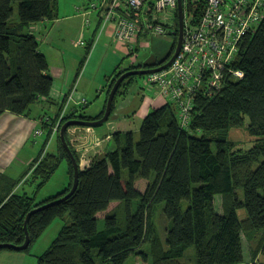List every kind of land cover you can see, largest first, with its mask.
<instances>
[{
    "label": "trees",
    "instance_id": "trees-1",
    "mask_svg": "<svg viewBox=\"0 0 264 264\" xmlns=\"http://www.w3.org/2000/svg\"><path fill=\"white\" fill-rule=\"evenodd\" d=\"M15 3L18 19L13 18ZM174 15V30L166 32L174 36L169 51L145 66L160 65L172 55L178 36L177 12ZM56 17L57 0H0V116L5 112L27 116L31 104L49 101L53 76L31 26ZM236 57L231 65L243 76L225 75L210 94L198 90L187 128L180 125L177 105L166 101L144 116L138 139L128 131L123 142L117 139L112 150L94 156L84 166L65 132L79 164L78 185L69 197L35 211L28 219L30 242L54 219H64L37 264H125L131 255L146 260L147 253L141 249L145 243L150 244L152 264H181L176 259L191 246L194 264H264V18L255 32L241 39ZM82 64L83 60L80 67ZM140 67L131 64L124 71ZM119 68L107 77L106 98L98 113L85 114L86 104L80 105V111L65 113L62 124L72 118L102 117L115 82L113 75L124 72ZM135 76L122 82L113 103L118 93L126 94L129 79ZM59 103L53 121L63 107ZM245 118L256 143L249 148L236 147L224 135ZM50 133L49 129L48 136ZM57 138V152L42 149L25 176L39 180L37 186L43 185L65 158L69 182L63 190L37 200L27 192H17L15 181L0 176V244H22L29 211L69 191L73 168ZM137 178L147 181L144 190L136 186ZM215 195L222 197V212L214 208ZM112 201L121 203L103 216L99 228V213ZM160 202L168 222L164 242L152 237L151 213ZM256 234L258 247L246 260L243 235L250 240ZM2 251L18 250L1 247Z\"/></svg>",
    "mask_w": 264,
    "mask_h": 264
},
{
    "label": "rangeland",
    "instance_id": "rangeland-1",
    "mask_svg": "<svg viewBox=\"0 0 264 264\" xmlns=\"http://www.w3.org/2000/svg\"><path fill=\"white\" fill-rule=\"evenodd\" d=\"M88 1L90 0H57V13L61 17V21L59 22V26L54 30L51 38L56 49L51 50L49 48L51 41H48L42 46L41 50L46 55L49 64L62 69L63 67L61 65L66 66V70L68 69L71 73L70 85L76 84L78 89L86 88L88 90V96L85 95V97L87 99V108L91 113L97 112L102 108L107 89L104 84H108L106 75L118 63L120 66L119 70L121 71H124V68L131 64L141 65L140 68L144 69L150 68V66L145 65L151 64L160 58L162 59L169 51L174 41V36L170 34L141 35L136 44L138 50L128 54L114 39L108 41L105 40L101 33L98 35L100 31L98 29L95 43L92 45L91 51H89L87 49L88 47L75 44L81 38V34H83L82 38L85 42L90 40L91 37L88 29L97 21L93 9H85L86 14H83L79 13L76 8L80 6L84 8ZM13 7V18L18 19V3H15ZM86 18L91 20L89 26L84 23ZM39 30L38 27L35 32L40 33ZM105 44L107 45L105 46ZM82 60L83 64L80 67ZM77 70L79 71L78 74L76 73L78 72ZM113 77L116 80L117 77L115 75ZM145 78L146 74L136 75L135 78L129 79L130 85L126 94L121 95L118 93L116 95L109 118L101 125L91 128L93 138H98L101 144L95 145L94 147L88 146L87 144L89 153H93L95 148L99 147L98 156H103L106 150H112L117 145L118 140L116 136L119 133H121L122 142L124 141L125 131L128 130H132L133 136L135 139H138L141 117L139 114L134 115L133 110L139 103H143L144 100L149 101L157 95L156 87L145 83ZM157 99L162 101L160 98ZM28 112L27 116L15 115L13 117L12 114L0 116V176L5 177L10 182L15 181L17 183L15 186L17 192H27L30 195H34L37 200H42L66 187L69 182L68 164L65 158L61 159L54 173L40 186H37L39 180L35 179L32 181V179H29V175L25 176L29 171L33 158L38 156L42 149L49 152H57V135L59 136L61 128L60 126L57 133H50L48 136L50 128L39 119L38 115L47 114L53 116L55 111L46 106L44 102L31 104L30 111ZM26 120L32 121L34 125L31 122L26 123ZM42 125H44V129ZM247 125V118L240 125H232L224 135L225 139L233 142L236 147H251L256 143V138L249 133ZM74 127L76 126L71 127L70 132H67L68 128L66 129L67 137L72 139L75 134L80 133L81 142L86 141L85 136L89 134L88 132L85 133L86 127ZM35 129H41L42 133L40 135H34ZM124 129L125 131L123 132ZM218 136L220 135L217 134ZM75 143H77V140L74 141ZM214 145L215 143L213 142ZM101 146H104V150L101 149ZM89 155L85 153L86 157L81 161L79 160L81 166H84L92 159V156ZM124 174H126V170H124ZM25 179L28 180L25 181ZM146 183L147 181L141 178H137L136 180V186L140 190L145 189ZM120 203L118 201H112L105 211L99 213V228L103 227V216ZM213 203L215 210L222 212L223 200L221 195H215ZM134 207L135 204H133ZM163 207L164 203L160 202L156 204L151 213V221L153 224L152 237H158L162 242L165 240L166 227L168 225L167 219L163 215ZM63 224L64 219H54L37 238L30 242L27 249L1 252L3 254H0V262L4 261L6 257L14 256L16 257L14 264H37L38 256L50 246ZM258 241L259 234H256L250 240L243 235V247L246 260H249L253 249L258 247ZM149 247V243H145L141 247L147 253L146 260L141 258V256L131 255L125 264H152ZM176 261L181 264H194V247L187 248L183 256L177 258Z\"/></svg>",
    "mask_w": 264,
    "mask_h": 264
},
{
    "label": "built area",
    "instance_id": "built-area-1",
    "mask_svg": "<svg viewBox=\"0 0 264 264\" xmlns=\"http://www.w3.org/2000/svg\"><path fill=\"white\" fill-rule=\"evenodd\" d=\"M181 3L183 38L180 50L167 68L146 74L145 83L155 86L159 97L177 105L180 125L187 128L198 90L210 94L221 85L225 75L243 76L231 62L237 56L241 39L255 32L263 20L264 0H181ZM178 4L179 0H98L87 9H101L102 26L112 23L114 41L127 53H133L138 50L136 44L141 35H163L174 30ZM85 23H89V18ZM84 43L82 37L75 42L77 45ZM76 93L77 85L74 84L54 121L50 115L39 116L52 134L59 131L68 103L76 98ZM61 100L64 102V97ZM79 103L85 105L86 97L80 96ZM90 129V126L86 127L85 133L89 134L84 142L80 140V133L72 139L68 137L80 161L86 157L85 153L89 154L87 144L91 147L101 144L98 138H93ZM41 133V129L34 130V135ZM75 140L77 143L74 144Z\"/></svg>",
    "mask_w": 264,
    "mask_h": 264
},
{
    "label": "crops",
    "instance_id": "crops-1",
    "mask_svg": "<svg viewBox=\"0 0 264 264\" xmlns=\"http://www.w3.org/2000/svg\"><path fill=\"white\" fill-rule=\"evenodd\" d=\"M96 1H98V0H90V1L87 2V5L84 8H82L81 6L80 7H76V8L78 9L79 13H84V10L87 9L89 7V5H91V3L96 2ZM94 11H95V14H96L97 21H96V23L94 25H92V27L90 29H88L90 37H91L90 40L86 41L83 44V46L88 47L87 49H89V51H91L92 45L95 43V38L97 37L98 29H100V31L98 32V35H99V33H101L102 36H104L105 40H108V41L110 40L111 41V39H113L114 25L112 23H107L106 25L102 26V23H101V25H100L101 28H100L98 23H99L100 19H102L101 16L99 15V12L101 11V9H95ZM101 15H102V12H101ZM60 21H61V17L57 13V17L55 19L51 20V19L45 18L42 21L34 23L31 26V28H32L33 32L35 33V35L40 39V45H39L40 46V50H41L42 46H44V44L46 42L52 40L51 39L52 38V34L54 33V30L59 26V22ZM90 22H91V20L89 19V23H88L87 26H89ZM84 23H85V21H84ZM48 25H50V26L48 27ZM37 26L40 29L39 30L40 33L35 32L38 29ZM43 31H45V32H43ZM80 37H83V34H81ZM52 41L50 42V47L49 48L51 50L52 49L55 50L56 46L53 44ZM106 45L107 44H105V46ZM79 46H82V45H79ZM89 46H90V48H89ZM60 54H62V53H60ZM118 65H119V63L114 67V69ZM61 66L63 67V69L59 68L58 66L56 67V66H53V65L49 64V71L51 72V74L53 76V87L51 89L49 101L46 100V101H43V102L46 103V106H48L50 109H53V111L57 110L58 106L60 105L59 102H62V100H61L62 97H64V99H65L64 102H62V105H64V103L66 101V98L68 96V92L73 86V85L69 84L70 83V77H71L70 71L68 69L66 70V66H64V65H61ZM114 69L108 75H106V77L111 75L112 72L114 71ZM104 86H105V84H104ZM80 89H78V87H77L76 98L71 99L69 101L67 111L68 110L79 109V107H80L79 97L82 96V95L83 96H85V95L88 96V90H86V88H80ZM157 98H160L162 101L158 100ZM165 102H166V100H164L162 97H158V95H156L153 99H150L149 101L144 100L143 103H139V105L134 108V110H133L134 115L139 114V116L141 117V122H142V119L144 118V116L148 113V111L151 108L156 107V106L160 105V103L163 104ZM57 103H59V105ZM87 107H88V105L86 103L85 108L83 109L84 111L82 110L85 114L95 115L96 113H98L100 111L99 110L97 112H91L90 113V111L88 110ZM79 111H80V109H79ZM4 114H9V115L12 114L13 117L15 116V114H13L11 112L10 113L9 112H5L2 115H4ZM39 116L40 115H38V117ZM27 122H29V123L31 122V124L34 125L32 123V121L26 120V123ZM141 122H140V124H141ZM18 124H20V122H18ZM124 131H125V129L123 130V132ZM128 131H125V132H128ZM130 131H132V130H130ZM115 133H117V132H115ZM120 134L121 133H119L116 136L119 141L121 140ZM15 139H17V138H15ZM98 148H96L95 151H93V153L92 152L89 153L90 154L89 156H92V158H93L94 156L98 155V151L100 150ZM101 149L104 150V146H101ZM2 252H5V251H2ZM0 254H3V253L0 252ZM15 258L16 257H14V256H9V257H6V259L4 261H1L0 263L1 264H14V259ZM8 259H10V260L7 261Z\"/></svg>",
    "mask_w": 264,
    "mask_h": 264
},
{
    "label": "water",
    "instance_id": "water-1",
    "mask_svg": "<svg viewBox=\"0 0 264 264\" xmlns=\"http://www.w3.org/2000/svg\"><path fill=\"white\" fill-rule=\"evenodd\" d=\"M177 14H178L177 42H176V47H175L172 55L169 57L168 60L164 61L160 65L153 66L150 68H145V69L144 68H135V69L126 70L123 73H121L116 78V80H115V82H114V84H113V86H112V88L108 94L106 104H105L104 113H103L102 117H100L98 119H94V120H85L82 118H72V119L66 120L61 125L59 137H60V140L62 142V145L64 146V148L67 152L68 158H69L71 165H72V168H73L72 185H71L69 191L66 194H64L63 196L56 198L52 201H49L47 203H44L43 205H40L39 207H35L31 211H29V213L26 216L25 222H24L25 239H24L22 244L17 245L14 243H1L0 248L1 247H8V248H11L13 250H18V251L26 249L29 246L30 241H31L29 234H28V231H27V222H28V219L30 218L31 214H33L35 211H37L39 209L45 208L49 205H52L54 203H58L64 199H66L77 188L78 180H79V164L77 162V159H76L71 147L69 146V144L66 140V136H65L66 129L71 125H83V126H90V127L101 125L102 123H104L109 118V115H110L111 109H112V103H113L114 96H115L119 86L122 84V82L126 78H128L129 76L143 75V74H148L151 72L161 71V70L167 68L173 62L177 53L180 50L182 38H183V8H182L181 0H179Z\"/></svg>",
    "mask_w": 264,
    "mask_h": 264
},
{
    "label": "bare ground",
    "instance_id": "bare-ground-1",
    "mask_svg": "<svg viewBox=\"0 0 264 264\" xmlns=\"http://www.w3.org/2000/svg\"><path fill=\"white\" fill-rule=\"evenodd\" d=\"M100 16H101V11H100ZM102 18V17H101ZM102 20V19H101ZM237 58V57H236ZM125 70V69H124ZM123 71V70H122ZM122 73V72H121ZM203 94V93H202ZM207 96V95H206ZM208 97V96H207ZM52 116V115H51ZM46 125V124H45ZM48 125V124H47ZM41 126V125H40ZM43 126V129H44V125ZM46 127V126H45ZM47 128V127H46ZM70 146V145H69ZM71 147V146H70ZM73 151V150H72Z\"/></svg>",
    "mask_w": 264,
    "mask_h": 264
}]
</instances>
